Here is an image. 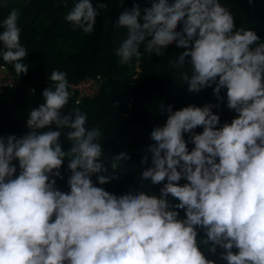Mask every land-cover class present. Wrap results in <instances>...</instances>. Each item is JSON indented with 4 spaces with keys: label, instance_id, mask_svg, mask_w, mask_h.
<instances>
[{
    "label": "clouds",
    "instance_id": "obj_1",
    "mask_svg": "<svg viewBox=\"0 0 264 264\" xmlns=\"http://www.w3.org/2000/svg\"><path fill=\"white\" fill-rule=\"evenodd\" d=\"M146 3L132 0L129 8L120 0L119 63L163 57L174 44L183 51L170 56L172 67L191 69L174 83L193 96L211 88L216 103L175 110L159 103L166 120L143 148L141 183L116 194L103 186L121 179L116 172L129 152L106 162L103 131L88 126L78 106L64 111L72 86L53 69L43 102L27 113V131L0 135V264H264V40L237 27L220 0ZM108 7L77 0L64 20L91 35ZM19 17L13 8L0 23V57L20 76L29 72L22 62L29 53ZM225 104L234 116L221 122L213 109ZM62 170L70 173L67 191L57 186ZM143 182L159 192L144 191Z\"/></svg>",
    "mask_w": 264,
    "mask_h": 264
},
{
    "label": "trees",
    "instance_id": "obj_2",
    "mask_svg": "<svg viewBox=\"0 0 264 264\" xmlns=\"http://www.w3.org/2000/svg\"><path fill=\"white\" fill-rule=\"evenodd\" d=\"M76 2L77 0H67L65 7L59 0H6L7 6H0V23L11 9L19 8L18 26L22 29L20 42L29 53L22 61L29 67L27 75H18V85L0 92V135L20 136L27 131L24 127L27 113L43 102L41 93L48 86L47 76L53 69L66 72L71 86L100 75L103 83L99 92L94 96L84 97L79 105L76 103L78 91L72 86V96L64 111L78 106L88 114V126L101 128L104 134L100 143L104 145L106 162L121 151L129 152L130 159L122 162V168L116 172L121 179L103 186L110 192L121 194L130 185L135 187L141 183L139 162L144 154L143 148L152 143L149 139L152 129L166 120V116L158 112L159 103L172 104L175 110L192 103L198 106L206 102L216 103V100L211 88L193 96L186 93V84L180 81H177L178 84L174 83L178 71H191L188 65L180 70L172 67L170 56L183 51L174 44L169 46L163 57L145 53L139 64L135 61L131 65L119 63L114 50L126 35V29L115 27L117 17L123 10L120 0H101L109 7L100 12L95 31L91 35L84 34L80 29L74 30L64 20V16ZM136 2L142 8L147 6L146 0ZM220 2L230 9L237 27L244 25L251 28L264 40V0H253L252 4H249V0ZM4 3L5 0H0V5ZM96 3L97 0H93L94 6ZM131 5L132 0H124V7L130 8ZM2 31L0 28V32ZM141 51L143 52V46ZM0 65L16 74L13 65L5 64L2 57ZM30 87L35 89V95L29 94ZM213 111H219L221 122L230 121L234 116L226 104ZM197 131L202 129L198 128ZM61 139L65 138L62 136ZM63 143L64 150L71 146L66 139ZM66 164L67 159L65 166ZM106 166L112 172L111 167ZM123 168H127V174L121 172ZM62 171L65 179H58L57 186L67 191L66 180L70 173ZM92 179L95 181L96 177L93 176ZM143 184L144 191L159 192L160 185L149 186L148 182ZM206 255L216 258L208 253ZM217 264L223 262L218 260Z\"/></svg>",
    "mask_w": 264,
    "mask_h": 264
},
{
    "label": "built area",
    "instance_id": "obj_3",
    "mask_svg": "<svg viewBox=\"0 0 264 264\" xmlns=\"http://www.w3.org/2000/svg\"><path fill=\"white\" fill-rule=\"evenodd\" d=\"M102 83L103 78L98 75L97 77L86 78L78 83L72 84L73 88L78 91L76 102H80L84 97L96 95L99 92ZM18 84L19 76L12 73L8 67L0 65V92L8 87H14ZM32 89L33 87L29 88V94H31Z\"/></svg>",
    "mask_w": 264,
    "mask_h": 264
},
{
    "label": "rangeland",
    "instance_id": "obj_4",
    "mask_svg": "<svg viewBox=\"0 0 264 264\" xmlns=\"http://www.w3.org/2000/svg\"><path fill=\"white\" fill-rule=\"evenodd\" d=\"M138 70V69H137Z\"/></svg>",
    "mask_w": 264,
    "mask_h": 264
}]
</instances>
